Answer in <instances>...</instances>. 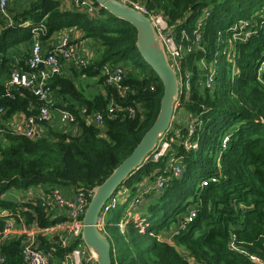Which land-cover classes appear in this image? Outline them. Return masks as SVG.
<instances>
[{"label": "trees", "instance_id": "16d2710c", "mask_svg": "<svg viewBox=\"0 0 264 264\" xmlns=\"http://www.w3.org/2000/svg\"><path fill=\"white\" fill-rule=\"evenodd\" d=\"M124 1L138 4L167 23L182 51L177 64L171 62L177 66L181 94L179 116L174 117L164 138L171 145L166 155L159 161L146 160L123 184L134 186L144 175L157 174L160 177L152 181L165 178L162 190L153 193L146 208L140 209V221L131 218L121 225L123 206L106 216L104 233L112 244L113 264H264V68L260 70L264 25L255 28L257 34L248 39L235 40L233 19L222 22L223 17L233 18L236 13L248 18L254 9L264 7V0ZM30 6L13 25L0 13V104L6 107L0 117V231L14 214L22 216L27 226L38 222L48 228L63 222L64 217L50 215L57 206L46 205L55 187L70 188L91 199V190L132 153L154 123L164 94L161 79L142 63L137 30L129 22L95 2L91 10L80 6L77 12L62 11L59 0H31ZM205 9L211 13L197 27L196 18ZM256 13L252 17L264 21V12ZM27 20L33 25L44 23L48 35L75 28L82 35L73 38L93 40L96 46V58L81 73L100 75L105 94L81 97L73 77L75 67L53 76L49 83L56 95L53 107L76 114L77 133L62 132L46 123L45 131L31 138L9 127L14 115H36L41 106L32 91L17 88L11 98L5 87L12 68L27 69L30 46L18 63L9 56L12 47L33 37L32 28L22 24ZM218 50L235 57L236 65L227 60L219 70L220 52L214 57ZM106 64L121 67L126 76L114 85L106 84L101 74ZM119 85L125 90H119ZM78 102L86 106L84 114L76 108ZM110 105L118 106L116 116L110 117ZM129 108L136 112L134 117L129 116ZM93 113L104 115V128L87 119ZM191 125L194 131L190 133ZM226 133L229 139L224 146ZM194 145L197 147L192 148ZM167 154L183 162L180 176L168 169L171 156ZM203 181H207L204 186ZM38 186L45 189L34 198L27 195L31 200L2 197L12 188L30 194ZM129 196L122 195L119 202L126 203ZM5 211L11 214L5 215ZM192 211H196L193 217ZM67 222L68 218L63 224ZM24 240L13 235L0 244L5 264H25ZM38 240L41 248H37H47L43 253L49 255L50 251L51 258L65 259L78 244L74 237L72 243L64 244L43 235Z\"/></svg>", "mask_w": 264, "mask_h": 264}, {"label": "built area", "instance_id": "2783aa9c", "mask_svg": "<svg viewBox=\"0 0 264 264\" xmlns=\"http://www.w3.org/2000/svg\"><path fill=\"white\" fill-rule=\"evenodd\" d=\"M14 1L15 0H0V13L7 17L9 10L8 8ZM24 1L31 2V0ZM73 1L76 5L89 8V10L93 8L92 4H94L92 0ZM133 5L147 14L152 19L156 27H158V24H161V22L165 25V27H167V23L160 16H153L152 14L148 13L147 10L141 8L138 4ZM13 22L14 21L10 20L9 24L13 25ZM253 23L254 21H252V24ZM22 24L24 26H30L32 28L31 30L34 34V41L30 46V56L27 60V69H23L20 66L12 68L8 78L5 81L7 96L14 98V90H17V88H25L32 91L33 94L38 97L39 101L41 102V106L39 112L36 115L24 117V122H22L23 118H21V126L18 127L19 124L16 125L15 123H12L10 129L20 132L27 137L34 138L37 137L41 131H43L44 125L46 123H51L54 120H58L63 126L66 127L64 128L67 132L73 130L79 131L78 120L75 113L68 109H58V107H53L54 105H56V95L54 94V89L49 83L53 76H62L66 71H68V69L71 68V66L76 67V61L80 66L89 65L91 63V56L89 55L90 51H85L84 48L80 47V43L77 42L74 38H71L69 36V33L67 32H63L58 41L48 46L47 51H44V45L41 37L46 34L48 27L44 23L33 25L30 21H25ZM167 29L168 35L170 37L169 39H172L174 42L175 40L173 35L170 33L168 27ZM233 29L234 32L232 33V35L233 39L235 40H246L249 37L253 36V34H257V30L255 29ZM197 40H199L198 36ZM175 47L176 51L170 52L169 50V56L171 62H175L177 64V60L178 58H180L182 51L179 46H176V44ZM263 65L264 59L261 61L260 70H263ZM102 73L106 78V84L109 85L120 82L121 78L123 76H126V71H124L121 67L117 68L114 66H110L109 64H106L102 67L101 74ZM118 89L122 91L125 90L121 85H119ZM110 107V117L116 116L118 106L110 105ZM5 113L6 107L0 104V117ZM128 113L130 117H134L136 114V112L132 108L128 109ZM87 119L92 120L97 126H99V128H104V115H102L101 113L90 114ZM189 130L190 133L193 132L194 127L191 125ZM164 138L165 135L161 137L157 148L147 160H150V158H152L153 161H157L156 159L158 157H162V155L166 154L169 148L166 145L169 144L163 146L164 149H166L165 151L161 150V145ZM228 139L229 137L225 139L224 146L227 144ZM190 146L191 145L189 144L188 147ZM196 147V145L192 146V148ZM173 158H175V160L172 161L173 163H177L178 161H180V157L176 155H173ZM213 179L215 180V178ZM159 181L163 186L165 180L163 178H160ZM203 184H207V181H204ZM119 193L120 190L117 191L115 195L110 197L102 207L98 219V224L103 231L106 225L107 214L117 208L118 204L120 203L119 201L121 196L124 195ZM90 197H92V192ZM89 201L90 199H88V197L82 192L75 193L74 196H67L64 193L63 189L59 187L54 188L53 198L47 201L48 204L46 205H55L59 210L65 212L68 218V224H64L63 227L69 229L75 240L78 241L77 246L72 250V252L65 255V259L62 262L64 264H96V262L91 258L89 250L81 238L83 229V216ZM191 215L192 217L195 216L194 213H192ZM17 216L19 220L22 221V231L26 230L27 224L24 218L20 215ZM5 222V225L0 231V244L6 243L8 240H10L13 237L14 231L16 230V222L13 217L8 218V220H6ZM22 253L24 256L25 264H52L49 255L40 251L35 246L33 241L24 242L22 246ZM0 264H5V255L1 250Z\"/></svg>", "mask_w": 264, "mask_h": 264}, {"label": "water", "instance_id": "95a60500", "mask_svg": "<svg viewBox=\"0 0 264 264\" xmlns=\"http://www.w3.org/2000/svg\"><path fill=\"white\" fill-rule=\"evenodd\" d=\"M93 2L136 28V46L140 56L164 85L160 110L154 123L145 132L132 153L112 171L103 183L91 190L92 197L84 212L81 238L88 248L91 258L96 264H113L112 244L98 224L102 207L123 186L124 182L149 159L157 148L161 137L169 132L178 111L181 80L176 66L171 63L162 35L147 14L123 0H93Z\"/></svg>", "mask_w": 264, "mask_h": 264}, {"label": "rangeland", "instance_id": "374dc122", "mask_svg": "<svg viewBox=\"0 0 264 264\" xmlns=\"http://www.w3.org/2000/svg\"><path fill=\"white\" fill-rule=\"evenodd\" d=\"M257 11H260V12L263 13L264 12V7L263 8H260ZM257 11H255V9H254L252 11V12H254L252 15H255V13ZM210 13L211 12H210L209 9L202 10V12L200 14H198V17L196 18L195 25L197 27L201 26L202 23H203V21H205V19L210 15ZM252 15L249 16L248 18H244V17L243 18L242 17L239 18V14L236 13L233 18L231 16L223 17L222 22H223V24L224 23H228V22H230V20L233 19V21L230 23L231 26H233V28H236V29H243L244 28V29H248V30L255 29L258 26L264 25V21L263 20L256 19V17H252ZM256 15H258V13H256ZM12 21H14V19ZM252 21H254L253 24H252ZM158 27H156V28H157L158 32L160 33V35H162V37H163V41H164V45H165V48H166L167 53L169 54V50H170V52L171 51L172 52L173 51H176V47H175V44H174L173 40L172 39H169L170 37L168 35V29H167V27H165V25L162 22H161V24H158ZM221 31H223V30H221ZM71 33H69V36L71 38H73V34H71ZM197 36H198V38L200 40L201 39V33H199V31H198ZM33 38H34V35H33ZM86 42L87 43L85 44V47H86V49L88 51L91 52L94 49H96V46H95L93 40L87 39ZM223 47H224V49L227 50V48L225 46H223ZM219 52H220V50H218L215 53L214 57ZM226 55H224L223 52H220L219 53V64H218L219 70H221L223 68V66H224V64H225V62L227 60L231 61L232 66H235L236 65V61H235L236 59H235V57L234 58H231L228 53H226ZM131 60H132V58H128L127 61H129L131 63ZM142 63H145V62L142 61ZM201 65L202 66H205V64H203L202 62H201ZM76 66H77V67H75L76 68L75 69L76 71H75V73L73 72V77H74L75 83L77 85V88L79 89V91H80V93L82 95L81 97H83V98L84 97L91 98L92 95H94V94H101V93H103L105 91V85H104L103 82L100 81V75H97V74H92V75L82 74L81 71L83 69H81V68H83L85 66H80V65H76ZM72 69L73 68L68 69V72H71ZM213 71L214 70L212 69V71L210 72V74L208 75V77H211V74L213 73ZM83 87L86 88L85 91H82L81 90ZM76 108H78L79 111H82L83 114H84V112L86 110V106L84 104H81V102H78L76 104ZM175 116H179V113H176ZM21 118H22L21 117V114L14 115L13 118L8 121L9 127L11 126L12 123H15L16 125L20 124L21 123ZM227 137H229V134L228 133H226L224 135L222 141L224 142ZM166 144H169V145H166ZM164 145H166L168 147L171 146L170 145V142L167 141L166 139H164L162 141V145H161V150H164L165 151L166 149H164V147H163ZM167 155H169L168 158L171 156L170 154H167ZM162 156H164V155H162ZM160 159H161V157H158L156 160L159 161ZM173 160H175V158H173V156H172L170 158V160L168 161L169 162L168 169L171 170L170 172L174 173L175 175L177 174L176 176H180L182 174V172H183V165L184 164H183V162H181V159H179L180 161H178L177 163H173L172 162ZM153 176L144 175L143 178H142V180L137 181V183L134 186H132V185H123L119 189L120 190V193L119 194H124V195H129L130 194L129 200L126 203H123L122 204V202H120L118 204V206H117V208H119V209L123 206L122 207V210H121V214H122V217H121L122 219L120 220V224L121 225L125 226V224L127 222H129V219H131V218L134 221H137V220L140 221V218H139V216H140L139 215L140 209L146 208V205L152 199L151 198V195L153 193H157V192H160L162 190L163 187H162V184L159 181V179L156 180V181H152V179L155 178L156 176L158 178L160 176L157 175V174L156 175H153ZM161 178H163V177H161ZM163 179H165V178H163ZM202 186H204L203 183H202ZM132 187H134V189H132ZM8 191H9V193L20 192L22 194H27V191H19V190L13 189V188L10 189V190H8ZM132 192H133V194H132ZM2 197L6 198V193L2 194ZM189 198H190L189 200H192L193 199V195H191ZM190 209H191V207H190ZM192 213L196 214V211H192ZM4 214H5V212H4ZM17 215L14 214L11 217H13V219L16 222L15 223V229L16 230H19V229H22L21 228L22 221L19 220V218L17 217ZM182 216L179 215V218L181 220H182ZM142 221H144V220H142ZM5 223L6 222L4 221V225H5ZM173 229H174V226L171 228V231H173ZM182 249L184 250V248H182Z\"/></svg>", "mask_w": 264, "mask_h": 264}, {"label": "crops", "instance_id": "0c3cea01", "mask_svg": "<svg viewBox=\"0 0 264 264\" xmlns=\"http://www.w3.org/2000/svg\"><path fill=\"white\" fill-rule=\"evenodd\" d=\"M59 1H60V9L62 11H75V12H77V9L80 8V6L75 5L73 0H59ZM76 6H77V8H76ZM30 8H31L30 2H26L24 0H15L12 3V5L10 6V8H9L8 16L6 17L7 18L6 20L8 22H10V20L16 19L17 17L20 18L22 16V14L25 11L29 10ZM29 20H31V19H29ZM36 25H39V24H36ZM63 32H67V33L73 32V35L75 34V36H78V38H80L81 35H82V34H80V31H78L75 28H71V27L70 28H64V29L62 28L59 31L53 32L50 35H48V30H47L46 34L43 35V36L46 35L45 38L42 39V37H41L43 45H44V50L47 51V47L48 46H50L53 43L57 42ZM33 41H34V39L32 37L30 42H28V41L22 42L19 45H16V46L12 47V49L9 51V56H12V58H14L15 63H18L22 59L23 53L25 52V50L29 46H31ZM76 41L80 43V47L84 48L85 51H88L86 49V47H85V44L87 43L86 41L81 40V39H78ZM89 55L91 56V62H92L94 60V58H96V54L93 51H91V53L89 52ZM75 64L78 65V62L76 61ZM71 67L74 68L73 66H71ZM3 78H5V77L3 76ZM103 93L105 94V91ZM24 119L25 118H23L22 122H24ZM21 124H19L18 127L21 126ZM49 125L53 129L61 130L62 132H64V129L66 128L58 120H54L53 122L49 123ZM71 132L77 133L78 131L73 130ZM31 189H32V191L30 192V194H28V190H27V194H22L20 192L9 193V191H8V192H6V198L15 200L17 202L18 201H22L23 199H26V198L30 199L29 198L30 196H27V195H33V198H34V195L35 196H39L43 192L45 187L38 186V187H33ZM63 191H64V193L67 196H74L75 195V192L72 191V189L70 190V188L69 189L68 188H65V189L63 188ZM5 214L9 216L11 213H8V211H5ZM50 215H52V217H55V218H57L59 216H62L65 219H64L63 222H59L56 225H51L48 228H42L38 224V222L34 223L31 226L30 225L27 226V229L24 230V231H22V229L15 230L14 234H13L14 237H23L25 239L24 240L25 242L33 241L36 247H40V243H39L38 238H39V236H42V235L45 236L51 242L52 241H54V242L61 241L63 244L64 243H68V242L72 243L73 242L72 233L70 232L69 229L63 227L64 226L63 223L67 219V215L65 214V212H63L62 210H59V209L58 210L57 209H53L51 211ZM11 216H9L7 218H10ZM45 249H47V248H42V250L44 252H45ZM47 253L50 255V259H51L52 264H64V263H62L64 258L62 259L61 256L59 258H57L56 256L55 257L53 256L51 258L50 251H47Z\"/></svg>", "mask_w": 264, "mask_h": 264}, {"label": "clouds", "instance_id": "9594fccd", "mask_svg": "<svg viewBox=\"0 0 264 264\" xmlns=\"http://www.w3.org/2000/svg\"><path fill=\"white\" fill-rule=\"evenodd\" d=\"M27 21H29V20H27Z\"/></svg>", "mask_w": 264, "mask_h": 264}]
</instances>
